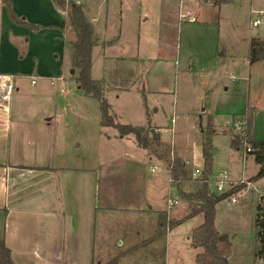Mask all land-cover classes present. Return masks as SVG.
<instances>
[{
  "label": "rangeland",
  "instance_id": "obj_1",
  "mask_svg": "<svg viewBox=\"0 0 264 264\" xmlns=\"http://www.w3.org/2000/svg\"><path fill=\"white\" fill-rule=\"evenodd\" d=\"M183 1L192 6L195 21L189 17L172 21L170 10H162L165 1L124 2L120 46L108 55L105 64L106 57L95 45L91 74L100 79L115 119L144 126L146 132L154 129L162 144L172 147L173 157L190 161L193 177L196 167L203 171L200 124L205 133L209 121L215 125L210 188L219 193L215 182L220 172H227L232 181L245 179L233 193L237 202L225 199L223 207L216 209L217 228L232 240L229 263L264 264V258L256 256L264 248V177L251 180L259 165L253 156L230 145V131H240L234 123L247 109L254 108L256 119L257 109L263 110L259 119L264 129V60L249 63L251 40H264V0H227L218 5L214 0ZM87 14L98 18L93 26L104 35L105 13L94 7ZM256 18L260 23L254 26ZM72 69L71 65L68 84L55 87L56 94L70 92L62 101L73 103L59 122L62 138L75 158L69 163L103 168L101 194L105 199L108 191L106 199L111 204L151 206L154 217L162 209L169 217L185 216L188 204L178 200L177 189L155 181L157 177L169 180V168L162 156L164 146L156 151L143 149L132 135L101 141L105 133L111 135L117 130L102 127L99 100L84 95L78 74H72ZM169 199H177V203L171 206ZM119 214L111 222L124 221L125 225L113 228L111 235L118 238H97L94 264H198L196 257L202 248L191 246L193 239L188 237L202 222V215L146 241L158 225L147 233L142 229L141 221L147 220L143 215ZM258 218L263 223L258 224ZM122 229L130 232L129 238H124Z\"/></svg>",
  "mask_w": 264,
  "mask_h": 264
},
{
  "label": "crops",
  "instance_id": "obj_2",
  "mask_svg": "<svg viewBox=\"0 0 264 264\" xmlns=\"http://www.w3.org/2000/svg\"><path fill=\"white\" fill-rule=\"evenodd\" d=\"M72 1L83 5L92 24L98 18H90L88 10L96 7L105 13V34H98L95 26L94 29L96 46L107 60L114 48L120 46L124 33L123 4L130 5V0ZM162 1H165L162 10H170L172 21L179 19V1ZM11 2L18 16L42 28L35 31L13 22L0 0V229L5 233V243L15 264H94L97 238H118L111 235L113 228L125 225L124 221L111 222V218L120 212L143 215L148 221H141L142 229L149 233L166 209L156 212L154 217L151 215L155 209L151 206L111 204L106 199L109 192H105V199L101 194L103 168L69 163L75 158L62 138L59 122L72 110L73 103L62 101L63 96L70 95L67 90L61 95L55 92V87L68 84L67 74L73 67L75 35L67 12L53 0ZM182 4L184 11L194 12L190 4L184 1ZM257 111L256 136L264 140L259 119L263 110ZM200 131L204 135L201 124ZM117 137L129 138L120 137L117 131L105 133L101 141ZM184 161L190 163L187 158ZM155 181L175 187L170 171L168 181L164 182L162 177ZM200 215L203 216L198 214L190 219ZM156 231L147 238H152ZM122 232L124 238H129L130 232L123 229Z\"/></svg>",
  "mask_w": 264,
  "mask_h": 264
},
{
  "label": "trees",
  "instance_id": "obj_3",
  "mask_svg": "<svg viewBox=\"0 0 264 264\" xmlns=\"http://www.w3.org/2000/svg\"><path fill=\"white\" fill-rule=\"evenodd\" d=\"M6 6L7 13L11 20L19 25H24L32 30H39L40 25L28 22L24 17L18 16L13 8L11 0H1ZM61 9L67 12L69 25L75 35L72 41L73 48V68L76 69L79 89L84 95L96 98L100 102L101 125L114 127L120 137L133 136L137 144L150 151H156L163 147L162 156L167 162L171 181L178 191V196L186 203L188 212L182 218L169 217L166 212H161L158 218V229L152 238L160 236L168 229H172L182 222L198 215L203 214L204 220L198 225L192 234V245L195 248H202L197 254L198 264H230L229 258L232 252V240L228 235L221 232L216 226V209L225 199L238 189V185L232 187L226 193H216L210 186V176L212 174L213 153L212 137L216 132L215 125L209 121L207 132H204L202 144L203 171L200 176H192L190 165L178 156H172L173 149L163 145L160 135L153 133L154 129L146 132L144 126H134L131 124L120 123L115 119L111 112L110 103L103 94L100 79L93 78L91 69L93 65V48L98 43L93 24L88 20L84 7L81 3L72 0H53ZM226 0H214L216 4ZM264 60V40L253 38L250 42L249 63ZM256 118L254 110L247 109L241 118V129L239 132L230 131V145L236 150H244L246 154L253 156L259 165L257 173L251 178L256 180L264 177V140L256 136ZM150 132L152 137H149ZM193 182V184H191ZM192 187H190L191 185ZM246 185V184H245ZM244 185V186H245ZM257 208H260L258 205ZM258 216V215H257ZM257 223H263L262 219H256ZM260 222V223H259ZM4 232L0 229V264H15L11 250L5 243ZM261 234V232H260ZM256 256L264 258V248L256 252Z\"/></svg>",
  "mask_w": 264,
  "mask_h": 264
},
{
  "label": "built area",
  "instance_id": "obj_4",
  "mask_svg": "<svg viewBox=\"0 0 264 264\" xmlns=\"http://www.w3.org/2000/svg\"><path fill=\"white\" fill-rule=\"evenodd\" d=\"M262 13V12H261ZM261 13L259 12V14L261 15ZM185 17H189V20L191 21H195V17L192 15V13L190 11H184L183 9V4H182V0L179 1V20ZM253 25L256 26L260 23V18H256L255 20H253ZM234 125L241 129V122H235ZM194 176H200L202 175V169H200L199 167H196L194 169L193 172ZM245 182V180L243 178L239 179V180H230L229 176L227 174V172H220L217 176H216V189L217 191L222 194V193H226L228 190L232 189V187L236 186L237 184L243 183ZM249 183V182H247ZM227 199H230L232 202H237V198L234 196V194H231ZM174 203H177V199H169V204L172 206Z\"/></svg>",
  "mask_w": 264,
  "mask_h": 264
},
{
  "label": "water",
  "instance_id": "obj_5",
  "mask_svg": "<svg viewBox=\"0 0 264 264\" xmlns=\"http://www.w3.org/2000/svg\"><path fill=\"white\" fill-rule=\"evenodd\" d=\"M71 73H75V70L72 69V70H71ZM220 207H223V204H220Z\"/></svg>",
  "mask_w": 264,
  "mask_h": 264
}]
</instances>
